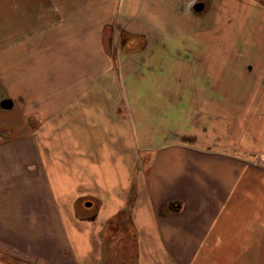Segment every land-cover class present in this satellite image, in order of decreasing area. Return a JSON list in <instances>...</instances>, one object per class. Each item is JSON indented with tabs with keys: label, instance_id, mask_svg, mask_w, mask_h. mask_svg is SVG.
<instances>
[{
	"label": "crops",
	"instance_id": "1",
	"mask_svg": "<svg viewBox=\"0 0 264 264\" xmlns=\"http://www.w3.org/2000/svg\"><path fill=\"white\" fill-rule=\"evenodd\" d=\"M106 1L4 0L39 16L21 29L31 33L21 67L0 65V264H264V149L140 135L138 107H124L138 89L121 88L132 71L106 29L124 25L137 45L136 29L170 28V0ZM140 93L146 120L171 118L182 89ZM142 150L152 155L140 172Z\"/></svg>",
	"mask_w": 264,
	"mask_h": 264
},
{
	"label": "rangeland",
	"instance_id": "2",
	"mask_svg": "<svg viewBox=\"0 0 264 264\" xmlns=\"http://www.w3.org/2000/svg\"><path fill=\"white\" fill-rule=\"evenodd\" d=\"M113 1L107 0L106 7ZM169 4L172 11L161 17L170 28L150 25L154 27L144 36L136 29L133 36L138 38L137 45L130 43L131 37L122 24L124 30L116 33L110 30L107 35L116 39V45L110 46L107 41L106 46L118 66L123 65L124 69L130 66L132 71V75L121 73L125 77H121V88L124 92L131 87L138 89L137 94H124L125 108L130 102L135 103L133 108L138 107V132L140 135L153 132L154 144H168L177 139L192 142L197 134L195 144L203 147L219 141L233 149L242 148L244 143L252 153L254 146L261 145L264 149V76H255L264 75V0H170ZM176 7L181 8L176 10ZM38 16L34 9L18 5L4 8V0H0V65L4 58H10L9 65L21 67L22 59L31 49L19 41L28 40L31 34L21 29L25 28V22L31 24ZM141 89H182L181 95H170L171 118L155 111L146 120V95L140 93ZM181 97L182 136L179 137L173 132L178 128L173 121L178 119ZM138 98L142 99L139 103ZM156 101H159L157 95L154 101L157 104ZM169 128L170 136L166 134ZM0 133L6 137V133ZM140 148L146 145L141 143ZM150 155L140 151V172L146 169ZM91 201L81 202L80 214ZM129 214L130 210L126 212ZM120 240L124 246L127 239L117 242ZM114 244L116 249H121L119 243ZM121 256L123 260L127 258Z\"/></svg>",
	"mask_w": 264,
	"mask_h": 264
},
{
	"label": "water",
	"instance_id": "3",
	"mask_svg": "<svg viewBox=\"0 0 264 264\" xmlns=\"http://www.w3.org/2000/svg\"><path fill=\"white\" fill-rule=\"evenodd\" d=\"M2 105H3L4 108H9V107L11 106V103H10L9 101H5V102H3ZM91 204H92V203L89 202V203H87V206L90 207Z\"/></svg>",
	"mask_w": 264,
	"mask_h": 264
},
{
	"label": "trees",
	"instance_id": "4",
	"mask_svg": "<svg viewBox=\"0 0 264 264\" xmlns=\"http://www.w3.org/2000/svg\"><path fill=\"white\" fill-rule=\"evenodd\" d=\"M110 30H112V29H111V28L106 29V35L109 34V31H110ZM107 37H108V36H107ZM109 38H110V36H109ZM109 38H108V39H109ZM110 40H111V38H110ZM109 44H110V43H109Z\"/></svg>",
	"mask_w": 264,
	"mask_h": 264
}]
</instances>
